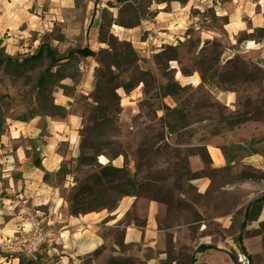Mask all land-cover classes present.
<instances>
[{"label": "crops", "instance_id": "1", "mask_svg": "<svg viewBox=\"0 0 264 264\" xmlns=\"http://www.w3.org/2000/svg\"><path fill=\"white\" fill-rule=\"evenodd\" d=\"M77 1L0 0V35L15 30L20 34L43 33L51 31L52 22L65 26L77 13ZM87 2L98 19L101 11L95 12V8L104 6L93 0ZM154 4L152 9L157 14L151 23L143 22L134 29L114 25V35L127 41L131 35L151 31L144 42L151 49L171 45L181 39L191 23L192 8L200 5L195 0ZM91 26L90 21L88 30ZM93 29L99 30L98 26ZM89 49L97 53V48ZM180 77L181 85L201 83L198 75ZM63 84L69 86L67 81ZM87 90L88 85L83 93ZM118 93L124 111L130 109L138 115L142 90ZM69 103L71 98L59 89L55 104L67 110L66 118H17L9 125V135L0 140L4 180L3 184L0 181V264H20L21 254L8 240L27 231L25 211L38 214L47 232L41 252L31 258L33 264H108L121 259L139 264H191L193 258L195 264H237L230 254L239 248V238L246 248L252 244L249 233L254 232L255 239L264 242V204L257 220L245 222L249 205L264 196V155L237 158L241 167L253 171L237 174L239 181L231 183L229 166L235 162L231 163L223 146L215 142L199 145L194 139L176 143L174 136L166 132L152 143V158L141 157L142 166L124 155L114 160L104 157L106 163L98 159L103 166H128L146 185L140 194L122 198L113 208L71 215L68 195L76 182L70 173L61 170L67 162L77 164L83 117ZM163 147L174 152L170 161H166ZM198 148H205L210 164L196 155ZM4 192L8 194L1 198ZM241 210L242 219L234 218ZM201 246L213 249L199 252Z\"/></svg>", "mask_w": 264, "mask_h": 264}, {"label": "rangeland", "instance_id": "2", "mask_svg": "<svg viewBox=\"0 0 264 264\" xmlns=\"http://www.w3.org/2000/svg\"><path fill=\"white\" fill-rule=\"evenodd\" d=\"M87 1H77V13L65 26L52 22L51 31L43 33L20 34L15 30L10 34L9 31L1 34L0 49L9 57L23 59L35 54L42 42H47L61 55L70 49L90 46L97 48V53L111 51L109 43L114 41L111 36L115 38V44L128 42L134 53L125 51L122 45L116 44V47L120 53L127 52L135 63H124L119 70H113L116 73L120 71V82H135L133 91L141 89L143 96L137 103L138 115L130 109L124 111L122 107L117 123L118 132L108 137L116 142V148H121L123 155L136 161L138 167L142 166L141 157L152 158L151 145L160 134L169 133L164 122H170L180 130L173 135L176 143L194 139L199 145L215 142L223 146L231 163L235 162V165L229 166L231 183L239 181L237 174H252L253 169L241 167L237 158L256 153L264 155V0H195L200 5L192 8V21L180 36L181 39L158 49H151L144 43L151 31L136 37L131 35L129 41L118 38L112 31L116 25L113 20L124 25L151 23L157 14L152 9L154 1L93 0L96 5L104 6L103 9L95 8V12L101 11L98 19L88 8ZM226 20L232 26L225 24ZM90 21L92 26L88 30ZM97 26L99 30L95 32L93 28ZM101 26L107 33L105 36L100 32ZM79 63V76L73 81L66 80L71 87L66 95L71 98L69 107L82 115V128H86L92 125L91 116L95 106L93 93L102 65L95 57L80 59ZM47 66L48 62H45L29 73L33 85ZM181 75L185 78L198 75L201 83L199 86L181 85L178 82ZM141 77H144V82H139ZM202 77L206 78L208 85L202 83ZM170 82L178 84L181 89L175 95L165 97L163 88ZM33 85L10 75L0 65V140L9 135V125L17 118H28V112L32 110L48 112L51 104H55L58 88L51 86L43 95L35 91ZM86 85L88 90L84 94ZM165 100L170 103H164ZM168 109L180 112L185 116L184 121L177 124L176 118L170 117ZM26 143L31 144V141L26 140ZM163 149L166 161H170L174 152L170 148ZM2 168L0 165V181L3 184ZM62 172L72 175L76 188L92 169H77L67 162ZM261 179L264 181L263 174ZM7 194H1V198ZM115 204L116 197L110 199L107 208H113ZM23 214L27 215L28 221L30 213L25 211ZM242 215L243 210L234 218L241 220ZM247 236H251L252 244H247L249 251L243 245L246 253L253 264H264V242L257 241L254 232ZM20 257L25 262L31 261V258Z\"/></svg>", "mask_w": 264, "mask_h": 264}, {"label": "trees", "instance_id": "3", "mask_svg": "<svg viewBox=\"0 0 264 264\" xmlns=\"http://www.w3.org/2000/svg\"><path fill=\"white\" fill-rule=\"evenodd\" d=\"M152 1H154L156 4H165L170 2L187 4L190 0ZM209 11L213 10L210 9ZM113 23L126 29L136 28L138 26L137 23H131L129 25L118 24L114 20ZM225 24H228L227 20ZM100 32L104 36L107 34L104 33V27L102 26ZM111 38L115 41L113 36H111ZM56 39L57 41H60L58 38ZM114 41L109 43L111 51L104 50L100 53H95L88 47H85L79 49H70L65 55H61L47 42H42L35 54L27 56L23 59L9 57L5 54L3 49H0V65L3 67V69L14 77L24 79L28 85H33V78L29 73L33 72L43 63L48 62V66L46 69L40 72L33 85V89L38 93H42L43 95L51 88V86L63 90L66 95V91L71 89V87L64 85L63 83L66 80L73 81L77 76H79L78 66L80 64V59L95 57L102 65L97 73L96 89L93 93L95 106L91 116L92 125L90 127H84L80 131V156L77 160L76 168H89L92 169V172L87 174L84 179L79 182L78 186L71 193L70 199H68L70 203V214L75 216L94 212L96 211L95 209L98 208H107L110 199L116 197L117 203L124 197L140 194V192H142L146 187V185L137 179L136 174L131 173L127 166L118 169L111 165L103 166L98 162V159L101 156L110 160H114L117 157L123 155L121 148H116V142L109 140L108 137L112 133L118 132L117 123L119 122V116L122 112L121 97L118 93L119 90L122 89L127 94H129L136 88L135 82H120V71L116 73L113 70H119L124 63H135V60H131L127 52L120 53L117 50V42L115 44ZM207 43L208 42L205 44ZM117 45H122L125 48V51L134 53V50L128 42H120ZM144 81V77H141L139 80V82ZM202 83L204 85H208L205 77H202ZM179 89H181V86L170 82L166 87L163 88L164 96H173L178 92ZM168 112L171 114L170 117L176 118L175 121L177 124H180L182 121H184L185 116H182L177 110L168 109ZM28 115V118L24 116L18 118V120L26 121V119H33L37 115L64 119L67 116V110L61 106L51 104L50 110L48 112H37L32 110L28 112ZM165 118L166 116L163 119ZM164 124L169 133L172 135H175L180 131L178 127L173 126V124L170 122H164ZM196 155H199L206 165L210 164V159L205 148H198L196 150ZM35 165H37V162H35ZM263 204L264 196H261L256 201L252 202L246 210L245 222L257 220L261 213ZM261 228H264V224H262ZM239 243V249L246 254V250L242 246L241 238H239ZM209 249H213V247L201 246L198 248V251L203 252ZM230 256L236 263L234 254L231 253ZM195 262L196 261L193 258L190 263L195 264ZM20 264L33 263L31 261L25 262L21 259ZM108 264L139 263L134 260L121 259L117 261H110Z\"/></svg>", "mask_w": 264, "mask_h": 264}, {"label": "built area", "instance_id": "4", "mask_svg": "<svg viewBox=\"0 0 264 264\" xmlns=\"http://www.w3.org/2000/svg\"><path fill=\"white\" fill-rule=\"evenodd\" d=\"M47 241V232L44 227V222L38 214H29L28 229L23 236H14L8 243L13 245L19 253L25 258L35 257L43 248ZM236 258L237 264H252L249 255L243 253L238 247L231 250Z\"/></svg>", "mask_w": 264, "mask_h": 264}, {"label": "bare ground", "instance_id": "5", "mask_svg": "<svg viewBox=\"0 0 264 264\" xmlns=\"http://www.w3.org/2000/svg\"><path fill=\"white\" fill-rule=\"evenodd\" d=\"M100 160H101L102 163H106L107 162L106 159L103 156H101Z\"/></svg>", "mask_w": 264, "mask_h": 264}]
</instances>
